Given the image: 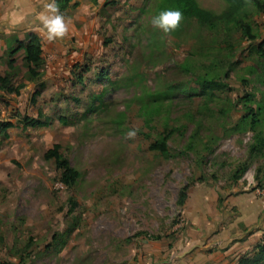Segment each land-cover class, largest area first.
I'll return each mask as SVG.
<instances>
[{"label": "rangeland", "instance_id": "rangeland-1", "mask_svg": "<svg viewBox=\"0 0 264 264\" xmlns=\"http://www.w3.org/2000/svg\"><path fill=\"white\" fill-rule=\"evenodd\" d=\"M3 1L0 128L12 125L0 133V264H176L195 228L191 189L213 206L214 229L245 189L264 199V120L243 121L264 116V11L251 7L247 40L184 18L165 35L151 25L160 0H73L59 9L68 35L49 42L36 17L53 0L17 22L8 13L23 7ZM30 32L37 76L23 49L11 53ZM167 132L168 153L151 150ZM56 145L79 172L72 187L46 157Z\"/></svg>", "mask_w": 264, "mask_h": 264}, {"label": "crops", "instance_id": "crops-1", "mask_svg": "<svg viewBox=\"0 0 264 264\" xmlns=\"http://www.w3.org/2000/svg\"><path fill=\"white\" fill-rule=\"evenodd\" d=\"M39 1L4 0L2 6L10 9L23 7V10L16 9V12L8 13L7 17L17 22L22 15L31 13ZM38 8H41L40 4ZM18 27L17 25L12 28ZM192 191H189V204L194 215L191 219L195 225L194 232L191 233V239L184 249L171 254V259L176 260V264H238L243 255L251 254L256 244L264 237V226L257 227L258 223L264 220V199H257L255 191L245 189L233 203L237 206V214L235 210L229 212L228 217L224 218L225 225H217L219 228L214 229L211 225V222L215 221L211 219L215 217L213 206L206 204L202 196L197 197L196 193L202 194V190L195 193ZM203 193L208 194L206 191ZM223 215L225 217L226 213Z\"/></svg>", "mask_w": 264, "mask_h": 264}, {"label": "trees", "instance_id": "trees-1", "mask_svg": "<svg viewBox=\"0 0 264 264\" xmlns=\"http://www.w3.org/2000/svg\"><path fill=\"white\" fill-rule=\"evenodd\" d=\"M73 0H55L56 5L60 10H64L71 5ZM228 4L225 11L220 14H216L213 11L205 9L199 5L197 0H160L158 8L156 10L157 14L164 10H180L183 13L184 19L188 21H196L199 25L205 26L210 30L216 29L220 24H224L226 29L236 28L244 38L247 40H252L255 35L252 31V26L247 22L249 16L252 13V8L255 12L264 11V0H225ZM253 5H250V3ZM250 5V6H249ZM252 7V8H251ZM18 46L11 51L15 54L17 51L24 50V61L28 67L29 73L32 76H37L36 67L41 62L42 55V43L40 36L35 32H30L28 35V41L23 42L17 38H14ZM261 56L264 58V45L259 48ZM3 78L2 80H5ZM208 87H212L213 81L210 79H204ZM11 91V90H10ZM263 108L259 106L258 110ZM151 120V119H150ZM264 120V116L261 117L259 113L251 112L243 121L252 129H257L260 123ZM12 124H4L0 128V133L4 132ZM171 132H167L161 139L154 141L150 144V149L154 151H159L163 154L168 153V140L170 138ZM262 142L261 139L258 140V144ZM59 147L56 145L54 148L50 149L46 153L47 158H52L55 160L56 166L61 170V182L67 187H72L74 182L79 176V172L75 170L69 163V161L63 157V155L58 151ZM246 167L241 166L238 175L239 177L244 173ZM184 188L181 190V196L178 197V201L182 203L187 194ZM238 264H264V240H260L254 251L251 254L243 255Z\"/></svg>", "mask_w": 264, "mask_h": 264}, {"label": "clouds", "instance_id": "clouds-1", "mask_svg": "<svg viewBox=\"0 0 264 264\" xmlns=\"http://www.w3.org/2000/svg\"><path fill=\"white\" fill-rule=\"evenodd\" d=\"M46 8L50 14L39 15L36 19L46 30L47 40L54 42L57 39H64L69 33V22L59 13L55 0L46 4ZM183 18V13L180 10H164L152 17L151 25L154 29L167 35L180 27ZM135 136L136 132L134 130L128 133L129 138H134Z\"/></svg>", "mask_w": 264, "mask_h": 264}]
</instances>
